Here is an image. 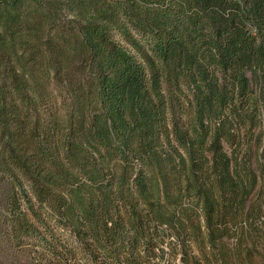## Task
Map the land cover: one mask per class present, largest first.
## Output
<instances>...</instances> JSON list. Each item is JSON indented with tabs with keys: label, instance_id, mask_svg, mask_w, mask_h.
Here are the masks:
<instances>
[{
	"label": "trees",
	"instance_id": "1",
	"mask_svg": "<svg viewBox=\"0 0 264 264\" xmlns=\"http://www.w3.org/2000/svg\"><path fill=\"white\" fill-rule=\"evenodd\" d=\"M264 264V0H0V264Z\"/></svg>",
	"mask_w": 264,
	"mask_h": 264
},
{
	"label": "rangeland",
	"instance_id": "2",
	"mask_svg": "<svg viewBox=\"0 0 264 264\" xmlns=\"http://www.w3.org/2000/svg\"><path fill=\"white\" fill-rule=\"evenodd\" d=\"M21 264H29L25 258L20 259Z\"/></svg>",
	"mask_w": 264,
	"mask_h": 264
}]
</instances>
